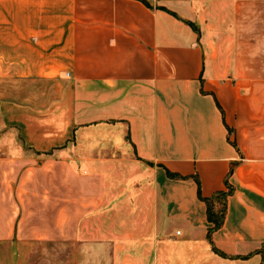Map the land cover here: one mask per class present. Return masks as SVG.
<instances>
[{
    "label": "crops",
    "instance_id": "crops-1",
    "mask_svg": "<svg viewBox=\"0 0 264 264\" xmlns=\"http://www.w3.org/2000/svg\"><path fill=\"white\" fill-rule=\"evenodd\" d=\"M14 242L264 264V0H0V264Z\"/></svg>",
    "mask_w": 264,
    "mask_h": 264
},
{
    "label": "rangeland",
    "instance_id": "rangeland-1",
    "mask_svg": "<svg viewBox=\"0 0 264 264\" xmlns=\"http://www.w3.org/2000/svg\"><path fill=\"white\" fill-rule=\"evenodd\" d=\"M2 256L6 264H97L98 262V257L91 253L90 246L81 242L8 243L3 247Z\"/></svg>",
    "mask_w": 264,
    "mask_h": 264
},
{
    "label": "trees",
    "instance_id": "trees-1",
    "mask_svg": "<svg viewBox=\"0 0 264 264\" xmlns=\"http://www.w3.org/2000/svg\"><path fill=\"white\" fill-rule=\"evenodd\" d=\"M231 170H233V167L231 168ZM227 196H228V191L227 192L225 191V192H218L213 197L204 198L206 204L207 218L211 223V226L209 227V231L218 229L222 225L225 214Z\"/></svg>",
    "mask_w": 264,
    "mask_h": 264
}]
</instances>
